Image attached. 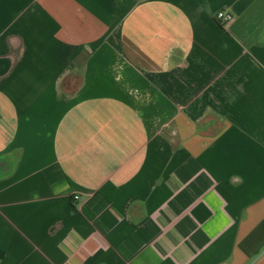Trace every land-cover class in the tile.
Here are the masks:
<instances>
[{
  "label": "crops",
  "instance_id": "0c3cea01",
  "mask_svg": "<svg viewBox=\"0 0 264 264\" xmlns=\"http://www.w3.org/2000/svg\"><path fill=\"white\" fill-rule=\"evenodd\" d=\"M0 264H264V0H0Z\"/></svg>",
  "mask_w": 264,
  "mask_h": 264
},
{
  "label": "built area",
  "instance_id": "2783aa9c",
  "mask_svg": "<svg viewBox=\"0 0 264 264\" xmlns=\"http://www.w3.org/2000/svg\"><path fill=\"white\" fill-rule=\"evenodd\" d=\"M215 18L217 21H219L223 25H227L232 20V16L223 11L217 12ZM74 198L77 199V196H75Z\"/></svg>",
  "mask_w": 264,
  "mask_h": 264
}]
</instances>
